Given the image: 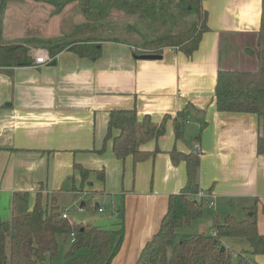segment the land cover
I'll return each instance as SVG.
<instances>
[{
    "label": "crops",
    "instance_id": "0c3cea01",
    "mask_svg": "<svg viewBox=\"0 0 264 264\" xmlns=\"http://www.w3.org/2000/svg\"><path fill=\"white\" fill-rule=\"evenodd\" d=\"M74 4L58 12L45 2L18 5L27 14L52 8L50 34L38 36L48 38L67 26L69 12L73 23L83 25ZM203 6L209 30L191 57L167 48L162 60H139L133 46L107 40L100 42L96 61L65 50L53 57L55 64L0 68V220L16 216V198L21 204L32 201L25 214L33 210L38 193L43 205L52 198L59 205L62 193L92 192L110 201L115 218L123 214L125 239L112 264H136L159 231L170 196L187 184L186 161L174 162L172 152L196 154L199 146V188L216 196L214 207L201 202L213 211L211 217L219 223L220 216L246 220L254 211L264 235L260 120L255 114L220 112L215 100L220 70L255 72L261 67L256 48L263 0H204ZM132 109L138 123L165 126L163 135L140 146L147 156L137 162L115 156L119 131L109 129L112 112ZM76 165L92 171L86 181ZM59 207L61 214L67 209ZM211 217L203 210L199 232L206 233ZM258 261L264 264V255Z\"/></svg>",
    "mask_w": 264,
    "mask_h": 264
},
{
    "label": "trees",
    "instance_id": "16d2710c",
    "mask_svg": "<svg viewBox=\"0 0 264 264\" xmlns=\"http://www.w3.org/2000/svg\"><path fill=\"white\" fill-rule=\"evenodd\" d=\"M53 4L62 10L68 4L77 3L87 23L79 26L70 35L76 38L95 31L94 24L107 19L113 10H122L130 16L143 20L166 15L162 21L180 17L195 19L178 33H168L146 41L143 54L162 55L164 49L178 48L191 57L199 48L202 36L208 32V14L204 0H38ZM175 13V14H174ZM80 38V37H79ZM52 57L69 50L82 58L93 61L101 57L100 42L95 39L54 42H36ZM261 67L255 72L220 70L215 89V100L220 112L255 114L260 120L259 152L264 154V0L262 7L261 31L257 47ZM34 59L24 44L0 46V68L32 66ZM110 132L118 130L113 140V152L119 160L132 156L135 162L145 158L140 146L164 134L165 126L150 121L138 123L135 109L115 111L109 120ZM179 136L180 131L178 129ZM174 162L186 161L187 184L181 193L171 195L168 211L159 231L149 241L136 264H234L233 253L225 246L229 239L246 240L250 250L238 253L235 264H261L259 256L264 255V235L259 234L256 212L246 220L229 215L223 222H214L212 235H180L184 225L203 216V204L194 198L199 191L200 158L198 154L183 155L172 152ZM86 181L92 171L80 165L75 166ZM98 176L104 180V172ZM37 194L32 211L14 216L11 220H0V264H42L59 253V238L71 239L66 253V264H112L118 256L125 239L123 214L119 211V223L115 230H105L92 225L76 224L62 218L55 198L47 199ZM72 235L74 237L72 238ZM226 250L222 252V247Z\"/></svg>",
    "mask_w": 264,
    "mask_h": 264
},
{
    "label": "rangeland",
    "instance_id": "374dc122",
    "mask_svg": "<svg viewBox=\"0 0 264 264\" xmlns=\"http://www.w3.org/2000/svg\"><path fill=\"white\" fill-rule=\"evenodd\" d=\"M23 1L24 0H0V46H7L9 43L11 44L21 41V44L29 47L30 54H32L33 49H42V47L36 42H54L56 39L74 41L83 40L84 38L95 39L99 42L107 40L123 42L133 46L137 52L141 53L144 51L143 45L146 41H151L152 39L164 34L178 33L185 29L195 19L193 16L180 17L178 12H176V14L174 13L176 20L171 19L166 25H163L162 21L165 19L166 15H158L157 19L151 21L140 19L139 16H130L122 10L115 9L107 19L94 24L93 27H95V31L79 36L80 38H73L70 37V35H72V33L76 30V27H78L81 23H78V21H74L73 23L74 13L72 14V12H69L66 18L67 26H64L63 28L59 26V32L56 33V37L41 38L50 34L48 26H51L52 24V22H50V10L52 8L49 6H44V8L41 7L39 11H36L35 8H33L34 11H30L27 14L18 5ZM45 3L50 4L48 2ZM76 4L72 5V7H77ZM53 7L55 6L53 5ZM55 9L57 12L59 11L57 7H55ZM77 9L78 8H76V10ZM84 20L85 22L82 24L87 23L85 17ZM74 28L75 30L70 33V31H72ZM51 34H53V32ZM22 202V199H15L13 209L15 208L16 216L27 211L32 204V201L29 199H27V202L21 204ZM82 204H85V207H82ZM97 204L100 205V208L105 210L103 213H100L98 209H96ZM59 205L64 210L66 208L68 209V215L70 218L69 220L74 224H89L95 227L103 228L105 230L117 229L119 219L114 217L113 208L110 201L103 198L100 199L98 194L92 192H79L77 194L62 193L59 197ZM203 210L205 214L207 213V215L209 214L211 217L213 211L208 210L206 204L203 205ZM211 218L212 219L208 221L205 226V234H208L212 230L214 231L213 227H211L209 223L216 222L215 215ZM242 218L243 217H240L239 215L237 219L243 220ZM248 218L249 215L247 216V219ZM202 220L204 221V219ZM202 220H196L190 225H184L178 230V233L180 235L203 234V231L199 232L202 225L201 223H203ZM219 221L220 223L223 222L224 218L220 216ZM227 241L230 243V247L228 248L233 253L234 264L238 260V253L243 250H250V246L246 240L229 239ZM70 245L71 239L66 240L63 237H60L58 255L54 258L47 259L42 264H66V253L69 250Z\"/></svg>",
    "mask_w": 264,
    "mask_h": 264
},
{
    "label": "built area",
    "instance_id": "2783aa9c",
    "mask_svg": "<svg viewBox=\"0 0 264 264\" xmlns=\"http://www.w3.org/2000/svg\"><path fill=\"white\" fill-rule=\"evenodd\" d=\"M32 56L34 58V64L33 65L35 67L47 66V65L51 64L54 60L53 57L49 54V52L47 50H44V49L33 50ZM195 152H196V154L200 155L201 152H200L199 146L196 147ZM194 198L197 199L199 202L207 200L210 202V205L212 207L215 206L216 196L213 194H206L200 190L196 195H194ZM98 211L100 213H103L105 210L99 207ZM62 218L65 220H69V215H68L67 209L62 213ZM73 237H74V235H72V238Z\"/></svg>",
    "mask_w": 264,
    "mask_h": 264
},
{
    "label": "water",
    "instance_id": "95a60500",
    "mask_svg": "<svg viewBox=\"0 0 264 264\" xmlns=\"http://www.w3.org/2000/svg\"><path fill=\"white\" fill-rule=\"evenodd\" d=\"M139 60H148V61H155V60H162L163 56L162 55H154V54H143L140 56L136 57ZM52 64H55V62H53ZM98 207V205L96 206V208ZM213 223H210V225L212 226ZM222 252H224L226 250V247H222Z\"/></svg>",
    "mask_w": 264,
    "mask_h": 264
}]
</instances>
